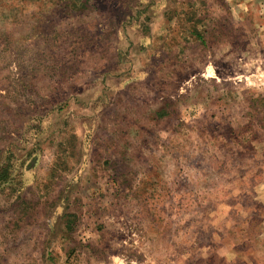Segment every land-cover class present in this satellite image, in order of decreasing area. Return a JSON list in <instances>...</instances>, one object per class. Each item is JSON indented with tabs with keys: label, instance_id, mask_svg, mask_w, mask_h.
I'll use <instances>...</instances> for the list:
<instances>
[{
	"label": "rangeland",
	"instance_id": "obj_1",
	"mask_svg": "<svg viewBox=\"0 0 264 264\" xmlns=\"http://www.w3.org/2000/svg\"><path fill=\"white\" fill-rule=\"evenodd\" d=\"M4 170L0 264H264V0H0Z\"/></svg>",
	"mask_w": 264,
	"mask_h": 264
},
{
	"label": "trees",
	"instance_id": "obj_2",
	"mask_svg": "<svg viewBox=\"0 0 264 264\" xmlns=\"http://www.w3.org/2000/svg\"><path fill=\"white\" fill-rule=\"evenodd\" d=\"M0 187L2 184H5V183H9L8 182V179H9V173L7 170H4L3 172H0Z\"/></svg>",
	"mask_w": 264,
	"mask_h": 264
}]
</instances>
